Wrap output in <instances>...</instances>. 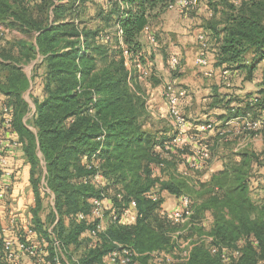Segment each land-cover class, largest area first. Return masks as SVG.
<instances>
[{
    "label": "trees",
    "instance_id": "trees-1",
    "mask_svg": "<svg viewBox=\"0 0 264 264\" xmlns=\"http://www.w3.org/2000/svg\"><path fill=\"white\" fill-rule=\"evenodd\" d=\"M202 1L212 13L204 27L217 45L216 66L247 70L251 78L264 61V0ZM173 2L0 0V26L7 24L35 38V43L17 42L13 51L5 46L0 30V94L12 110L13 126L32 166L36 205L31 230L48 242L52 264L60 261V251L70 264H103L115 243L136 250L137 264H152L150 254L173 250L177 240L172 234L183 229L198 237L187 264H264V201L256 203L250 193L260 156L243 151L241 161L230 160L209 182L191 181L178 170L181 152L168 149L175 129L155 127L147 97L136 83L135 67L146 62L142 34ZM38 56L46 64L44 99L35 101L36 114L29 121L23 96L31 80L21 66ZM258 95L252 105L216 94L209 107L224 110L218 116L223 122L248 114L257 118L264 109V89ZM0 128L8 131L1 110ZM96 174L103 177L100 187L85 183ZM44 189L55 201V211L46 221ZM164 194L191 199L193 224L177 225L169 219ZM95 198L110 202L104 203L109 227L97 239L92 237L95 222L89 218ZM127 208L135 211V224L112 221ZM204 216L212 218L207 234L212 245L240 251L239 257L224 263L200 242L205 230L195 221ZM88 242L94 247L87 248ZM80 250L81 257L74 261ZM4 257L0 239V258Z\"/></svg>",
    "mask_w": 264,
    "mask_h": 264
},
{
    "label": "crops",
    "instance_id": "crops-1",
    "mask_svg": "<svg viewBox=\"0 0 264 264\" xmlns=\"http://www.w3.org/2000/svg\"><path fill=\"white\" fill-rule=\"evenodd\" d=\"M202 10L204 11L205 26L206 21L210 18V11L205 5L202 6ZM168 14V16H161L160 21L163 24L161 22V25L153 24L150 27L151 33H157V43H149L147 33L142 34L141 43L144 59L147 65L153 66L156 73L147 80H141V85L145 88L143 92L147 96V107L151 120L155 127L160 129L164 128V125L167 124L166 120H168L167 104L166 100L163 99L164 93L160 86L164 85L165 81L169 84L168 80H170L176 86L188 90V96L182 101L181 109L188 118L187 132L193 140L190 142L191 145L185 154L179 158L178 170L195 183H207L230 160L241 161L239 154L243 151L255 152L258 156L264 157V143L262 141H258L255 147L252 146L253 148H245V145L237 142V138H240L238 137L239 134L246 132L243 129L245 121L258 122L264 126V109L257 118H253L251 114H248L246 117L223 122L218 120V116L224 114V110L209 107L213 96L216 94L221 98L223 96H226L227 99L238 97L239 100L250 101L252 105L257 104V98L260 96L258 92L264 89V61L258 65L251 78L248 77V71L244 69L224 70L217 67L215 55L217 45L214 40L212 41V37L210 39V33L204 27V34L207 37L208 45L210 44L209 46L212 49L207 52L209 66H201L197 63L202 45L198 41L201 33L199 34V29H193V26L200 24L202 20L199 17L203 15L200 12V14H197L198 17L188 20L175 11ZM0 30L5 33L7 40L5 46L9 44L7 49L17 51V42L21 40H29L35 43V38H28L22 32L7 24L0 26ZM34 36L37 37L38 34H34ZM177 56L181 65L171 75L166 60L168 57ZM252 57V55L248 57V63L251 62ZM28 66L30 68L27 71ZM21 67L31 80L30 88L25 92L23 98L30 109L27 120L33 121L37 109L35 101L44 99L43 88L46 77V64L43 63V58L38 56L36 61ZM210 70L213 72L211 75L207 74ZM225 71L228 72L227 75H224ZM168 76L169 78L166 79ZM5 100L7 99L0 94V105L5 104ZM233 105L237 104L234 102ZM208 125H212V128L207 129ZM29 128L34 130L31 126ZM0 137L16 143L5 151L4 157L7 159L8 165L6 167L0 166V186L2 188L0 194V239L12 238L18 242L25 237L37 248L41 258L48 260L51 256L48 242L31 230L33 225L32 212L36 205V196L31 182L32 166L16 131L9 132L0 128ZM195 148L209 151L212 155L210 161L196 169L190 166L198 161L193 152ZM256 169L255 166L254 170L256 171ZM7 171H10L12 175H6ZM199 171H204V175L197 176ZM44 172H46L45 167ZM165 178L167 179V176ZM44 190L47 195L43 201V220L46 221L47 215L51 211H55V201L53 193L48 189ZM158 190L159 186L156 187V191ZM250 193L256 203L264 201V177L253 179ZM104 202L106 204L110 203L107 199ZM180 205V199L164 194L163 207L166 212H172ZM135 221L136 214L134 211L129 218L124 220V223L132 225L135 224ZM210 222L212 223L211 217ZM107 226L109 227L108 221ZM83 237L85 236L83 235ZM86 247L91 249L94 244L88 242ZM81 255L80 250L73 255V260L77 261ZM106 257L103 264L106 263ZM0 264H37V261L26 254H21L20 258L15 261H3L0 258ZM58 264H70L61 251Z\"/></svg>",
    "mask_w": 264,
    "mask_h": 264
},
{
    "label": "built area",
    "instance_id": "built-area-1",
    "mask_svg": "<svg viewBox=\"0 0 264 264\" xmlns=\"http://www.w3.org/2000/svg\"><path fill=\"white\" fill-rule=\"evenodd\" d=\"M200 5V0H175V2L171 3L168 6L169 11L175 10H190L196 8ZM212 16V13H210ZM147 33V41L151 44H155L157 39L156 36L150 32V28L145 30ZM201 45L200 53L197 57V63L201 66L207 67L209 66V59L207 57L208 52V41L205 34H201L198 37ZM180 65V59L178 57H174L171 60V68L177 69ZM141 72L146 75L147 68L139 67ZM212 70L208 71L207 74L211 75ZM227 71L224 72V75H227ZM188 96V90L182 87H177L175 85H167L164 92V98L167 102L169 108V117L170 122L173 128L176 131L175 138L169 143L168 149L179 150L181 154H185L186 149L191 145L193 138L188 134V119L183 114L181 109L182 101ZM0 110L2 117L4 119V124L7 127L8 131H15L13 126V113L9 106L6 104L0 105ZM212 125H208L207 129H211ZM243 129L250 133H253L255 138L263 137L264 139V126L259 124L258 122L253 121H245L243 125ZM16 143L12 142L9 139L0 137V166L6 167L8 165L7 159L4 157L2 152L9 150ZM194 156L198 159L197 162L193 163L191 168L196 169L197 167L204 166V163L210 161L212 155L209 151H204L201 148L194 149ZM163 167V165H161ZM6 175L10 176L12 173L10 171L6 172ZM163 180V179H162ZM85 183H90L96 187H100L103 183V177L100 174L93 175L89 179H85ZM2 192V188L0 186V194ZM158 192V191H157ZM155 191V193H157ZM154 196V194H152ZM155 197V196H154ZM104 199L95 198L91 203V212L89 218L95 222V228L92 230V237L97 239L99 234L106 232L107 219L105 217V204ZM136 203L132 202L131 207H135ZM132 209L127 208L124 209L121 213L120 219L117 216L112 217V221L116 222L117 220H121L124 223V220L129 218L132 215ZM193 216L192 211V202L189 197L181 198V205L174 211L169 212V219L174 224H187L191 222V218ZM79 218L81 220L85 219L83 214H80ZM192 223V222H191ZM190 223V224H191ZM189 224V226H191ZM193 224V223H192ZM186 232L178 231L172 234L173 239L177 240V245L171 251L159 250L150 254V261L152 264H187L190 258V253L193 248V245L198 242V238L191 243L192 240L183 241L182 238L178 239V236H182ZM206 243L208 249L213 254H219L220 258L224 263L230 262L232 258H236L240 256V251L237 250H220L218 247L212 245V238L207 237L206 239H201L200 242ZM116 247L108 253L106 257L105 264H137L136 258L138 257V253L131 247H124L122 245L116 244ZM3 250L5 255V260L15 261L18 260L21 254H26L37 261V264H52V262L41 258L39 251L37 248L32 245L29 241L26 242H16L12 238L3 239Z\"/></svg>",
    "mask_w": 264,
    "mask_h": 264
},
{
    "label": "rangeland",
    "instance_id": "rangeland-1",
    "mask_svg": "<svg viewBox=\"0 0 264 264\" xmlns=\"http://www.w3.org/2000/svg\"><path fill=\"white\" fill-rule=\"evenodd\" d=\"M206 6V3L205 2H201V4L198 6V7H196V8H193V9H190V10H183V11H180V10H175V12H177V13H179L182 17H185V18H187L188 20H191V19H194V18H196V17H198L197 16V14H200V12H201V15H203V16H201V17H199L202 21L200 22V24L199 25H197V26H193V29L194 28H196V29H199L200 30V32H199V34L201 33V34H204V11L202 10V6ZM207 7V6H206ZM169 12H172V11H169V10H166L162 15L164 16V15H169L168 13ZM161 15V16H162ZM161 16L159 17V19H157L153 24H157V25H161V22L162 21H160V18H161ZM208 19H210V18H208ZM192 21H194V20H192ZM192 23H194V22H192ZM162 24H163V22H162ZM164 26V25H163ZM163 26H162V29H163ZM154 34V33H153ZM200 34V35H201ZM155 36H156V39H157V33L156 34H154ZM210 35V34H209ZM198 36V35H197ZM211 37L212 36H210V39H211ZM214 39H213V37H212V41H213ZM198 41H199V39H198ZM200 42V41H199ZM157 43V42H156ZM210 43V42H209ZM210 45V44H209ZM209 49L211 50L212 49V47L211 46H209L208 47V51H209ZM178 57V56H177ZM172 58H174V57H172ZM172 58H170V57H168V59L166 60V65H167V68L169 69V72H170V74L172 75L174 72V70H178L179 69V67H180V65H181V63H180V65H179V67L177 68V69H172L171 68V60H172ZM128 64L131 66V61H128ZM139 67H144V68H147V74L146 75H144L142 72H141V70L139 69ZM151 69H150V68ZM30 67L28 66V68H26L27 69V71H28V69H29ZM135 70H136V74H139V76H138V78H136V83L141 87V89H143L142 91H145V88H143V86L141 85L142 83H141V80H144V79H149L151 76H153L154 75V73H156V71L153 69V66H150V65H147V62H145V64H142V66L141 65H138L137 67H135ZM169 78V76L166 78V79H168ZM169 81V84H171V85H175V84H173L172 82H170V80H168ZM168 84V82H166L165 81V83H164V85H161L160 86V88L162 89V92L164 93L165 92V88H166V86L167 85H169ZM176 86V85H175ZM177 87H180V86H177ZM145 94V93H144ZM146 96V95H145ZM147 97V96H146ZM163 99H164V101H165V98H164V95H163ZM166 102V101H165ZM166 104H167V102H166ZM193 109V108H192ZM167 113H168V116H167V119L168 120H166V122H167V124L166 125H164V128L165 127H168V126H171V122H169L170 121V117H169V108H168V105H167ZM186 116V115H185ZM186 118H187V116H186ZM188 119V118H187ZM238 137H240V138H237V142L238 143H241V144H243V145H245V148L246 147H255V145L257 144V142L258 141H262L263 143H264V139H263V137H259V138H255L254 137V135H253V133H250V132H248V131H246V132H243L242 134H239V136ZM237 142H234L235 144L237 143ZM252 147V148H253ZM260 158H261V162H260V166L259 165H256V167H257V169H256V171L254 170V175L256 176V177H258V178H261V177H264V157L262 158L261 156H260ZM200 175H204V171H199L198 173H197V176H200ZM49 205V204H48ZM195 221V220H194ZM196 222V224H198V225H200V226H203L204 227V239H206L208 236H207V234H208V231H209V229H210V225H211V222H210V217H209V219H208V216L206 217V216H204L203 218H201L200 220H196L195 221ZM184 230H186V229H183L182 231H184ZM198 237L197 236H193V237H191V235H189L188 234V232L186 231V232H184V234H183V237H182V240L183 241H186V240H192L191 241V243H193V241H195L196 239H197ZM181 239V238H180Z\"/></svg>",
    "mask_w": 264,
    "mask_h": 264
}]
</instances>
